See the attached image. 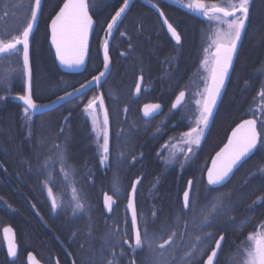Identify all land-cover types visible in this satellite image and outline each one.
I'll use <instances>...</instances> for the list:
<instances>
[{"label": "trees", "instance_id": "16d2710c", "mask_svg": "<svg viewBox=\"0 0 264 264\" xmlns=\"http://www.w3.org/2000/svg\"><path fill=\"white\" fill-rule=\"evenodd\" d=\"M217 1L206 0V2L210 3ZM88 2L90 12L97 22L89 65L83 74L72 75L64 74L60 71L50 42L49 28L51 19L55 17L59 8L62 7L64 0H44L39 25L31 39L30 54L33 72V99L39 105L57 101L58 97L65 96L66 92L79 88L82 83H87L94 75L103 70L102 47L105 38L107 37L108 39L106 25L119 7L122 6L123 0H88ZM29 3L30 0H0V40L7 42L18 35L23 27L26 26L29 18ZM253 5L252 20L242 43L229 89L220 110L222 123L219 129L217 125H209L204 144L199 150L206 161H209L224 144L228 129H230L228 123L234 115L238 116L239 114L238 110L239 104H242V96L239 95V104L237 103L238 105L235 106L237 111L230 114V94L234 92L233 90H238L235 95L237 96L238 92L245 87L251 86L253 88L257 85L256 79L258 75L254 74L260 68L261 42L264 41V0H255ZM137 7L141 8L143 6L136 5L135 8ZM167 17L181 35L182 43L179 45L164 31L159 19L149 12H135L133 10L128 12L120 27L114 30L109 48L112 71L107 80L101 85V91L110 100L111 108L115 107L114 102L117 105L118 89L122 86L124 88H133L141 76L145 81L146 87L169 90L173 98L179 91L188 86L190 76L194 75V72L199 71L198 67L201 61L200 31L204 29V26L191 17L176 13H168ZM121 33H124V35H121ZM120 49L127 53L126 58L121 59L118 56ZM12 64L13 73L15 74L12 77V94L15 95L20 93V90L24 91L23 82L21 86L18 82L17 65L22 75L24 69H22L20 56H14ZM88 98L86 95L66 105V109L60 110L58 114H55V112L48 113L44 117L38 118L33 125L30 122L24 123L25 119L21 117L22 112L18 105L19 103L17 104L13 99L9 103L11 112L8 115L3 113L0 120V126L5 125H3L2 133H0L1 161L3 165L8 164V158L11 156L13 167H26L29 169L27 189L34 199L31 210L36 211V208H34L36 195L40 193L44 213H55L56 215L60 213L67 216L68 203L72 201L73 197V188L76 189L80 200L84 201L90 198L86 187L89 183L93 180L103 183V179H101L99 174L95 175V171L93 173L84 171L87 168H99L101 157V152L97 148L88 121L84 116L83 105L86 104ZM117 106L120 107L119 102ZM67 114L71 115L67 124V131L61 133L62 122ZM7 119L9 120L6 122ZM22 129H26L27 141L21 139ZM112 129L114 137L117 136L112 143L113 168H122L121 162L131 156L143 157L146 154L147 157H150L152 151L158 148V143L152 145V143L134 142L133 138L136 139L140 132L142 134V132L146 131L143 126L140 130L131 127L123 128L125 134L122 140L118 137L116 126ZM154 130L158 131V129ZM174 130H179V128H170L169 134ZM5 132L10 135L8 144L10 155H7L6 158L2 156L7 144L5 143L7 139ZM177 133L179 134V132ZM177 133H172L171 136L178 135ZM72 136H74V139H72ZM55 145H59V149ZM117 146L119 152L117 151ZM59 151L64 153L63 165L57 156ZM147 159L152 162L151 158ZM45 161H49L47 166ZM248 164L249 162L243 165L232 181L220 189L210 188L205 183L203 174L199 177L192 176L194 184L191 193V203L195 207L197 206L198 210L207 202L213 200L218 194L223 195L225 205L231 209L228 215L218 218L214 226L207 229L214 236L218 237L219 234L225 236L220 261L228 252L230 254L233 253L237 259V255H240L246 243L247 235L250 232L259 231V226L264 223V199H262L264 198V181L261 182L264 178L254 180L251 187L247 183V177L254 173H249L247 170ZM62 167L68 173L67 178H65L64 172L61 171ZM33 169L40 170L37 172ZM161 173L156 172L152 166L141 165L140 173L137 175L119 172L110 174L109 183L116 182L118 179V183L129 185L135 178L143 176L144 184H146L149 179L153 178L152 182L157 185L155 191L156 200L159 202L162 200V204H156V210H162L164 206L169 209L171 229L177 231L178 235H183L193 215L191 212L185 214L182 208L185 186L191 177L179 176L180 178L176 180V174L169 176ZM37 181L42 183L40 184ZM160 186H162V189L159 188ZM48 187L52 188L58 202H61V207L56 210L51 208V201L47 192ZM193 195L195 197L194 200L192 199ZM3 208L6 209L4 206ZM84 210L76 212L77 236L88 234L94 240L95 233L99 231L100 223L89 219V214ZM14 211L18 216L19 210L14 209ZM177 216L183 217L181 222L187 224L185 229L184 224L180 225L179 230L177 229L175 224ZM163 218L164 214L162 212L161 219L163 220ZM58 227L60 236L62 237V233H64L66 240V224L60 222ZM32 231L29 230V233L34 235V230ZM198 234L202 235L197 228L194 237ZM203 242L204 246L200 247L204 248L202 261L209 254L211 247L214 246L210 239L205 238ZM171 248L176 247L173 245ZM182 248V245L176 248L178 264H180V255L181 253L183 254ZM145 258L141 254L138 264H146ZM202 261L200 264L203 263ZM175 263L177 262L175 261Z\"/></svg>", "mask_w": 264, "mask_h": 264}, {"label": "flooded vegetation", "instance_id": "af4514ba", "mask_svg": "<svg viewBox=\"0 0 264 264\" xmlns=\"http://www.w3.org/2000/svg\"><path fill=\"white\" fill-rule=\"evenodd\" d=\"M148 2L157 5V7L163 11L164 15L168 19V13H176L180 15H184L187 17L193 18L196 22L202 24L204 29L201 30V36L205 34L209 30V26L215 25L213 22L208 21L203 16L193 13L188 9L184 8L181 3L177 2V0H146ZM223 0H218L217 2H221ZM254 2L255 0H251L249 4V15L248 20L246 22L245 35L248 32L251 20L252 13L254 10ZM210 3V2H208ZM213 3V2H211ZM136 5H139L141 8H135ZM90 8V7H89ZM142 11L149 12L155 15L159 21L161 26L162 22L159 15L150 7H148L143 0H131L129 9L126 10L124 16H122L121 21L118 24V28L124 21L126 14L130 11ZM264 12V10H263ZM97 23V22H96ZM122 27V26H121ZM164 29V27H163ZM117 30V29H114ZM165 31V29H164ZM166 32V31H165ZM167 33V32H166ZM208 33V32H207ZM170 37V36H169ZM171 38V37H170ZM182 43V39H181ZM31 44V43H30ZM200 44V64L199 71L194 72V75L190 76V81L186 88L182 89L185 93V98L183 104L175 109L172 105L175 103L176 97L179 95L181 91H179L175 97H171L169 90L157 88L153 89L150 87H146L145 81L143 80L142 87L140 88L139 94L136 93L135 89L139 85L140 77L138 78L135 86L133 88H124L123 86L118 89L119 97L116 99L117 105L119 102V106L115 105L110 106V100L107 98L106 94H104L101 89H94L93 91L86 94L90 99L93 95H97L100 93L104 96L105 107L108 111L109 117V155L106 162L101 163L103 156L100 157L99 160V168L94 169H85L87 173H93L95 171V175L99 174L101 179H103V183L95 182L94 180L89 183L86 187L89 191L90 198L84 201L83 203L85 212L89 214L88 218L93 219L96 222L100 223L99 231L95 233L94 240H92L88 234H83V236H77V224H76V213L73 214L72 208L74 207V202L71 201L68 203L69 210L68 215H61L57 213H44L43 211V203L41 200V194H37L35 210H31L33 207V196L28 192V168H16L12 166L11 156L8 158L9 163L3 165L2 157L0 156V264H30L29 263V255H33L39 264H98L101 259V256H107L108 258H112L110 252L108 251V247L105 244V240H110L114 245H116V264H130L132 259L135 260V264H138L140 255L143 254L146 264L150 263V253L148 252L147 246L142 250H137L134 257L131 250L127 245H121L117 243L119 241L120 231L126 230L129 235L132 234V226H131V217L129 210L127 208L128 202L131 197V189L138 179H141V182L138 186L136 192V208L138 212V220L143 225L144 221L147 219L148 221V229L149 232H158L162 223H165L166 227L171 229L170 223V213L169 209H166L164 206L162 210H156V204H162V200L159 202L156 200V184L153 183V178L149 179V182L144 184V177L139 176L135 178L132 183L129 185H125L123 183H118V179L116 182L109 183L110 174H114L115 172L126 173V174H139L141 165H149L152 166L155 171L162 172L161 174H168L169 176L176 174V180H178L179 176H190L189 180L192 181V189L194 184V179L192 176L199 177L203 174L204 181L206 182V173L207 169L210 166V163L213 157L223 148L226 144L230 134L232 131L245 119L256 118L258 121V130L264 131L261 129L260 120L264 119V116H261L259 111H254L259 108L261 103V99L258 96V91L262 87V83H264V70H262V65H264V41L261 42V54L259 58V66L260 68L254 75L257 76V85L251 88V86L245 87L243 90H240L237 96L236 93L238 90H233L234 92L229 96V105H230V114L235 113L236 107L240 101V96H242V104H239L238 116L234 115L231 121L228 123L227 136L224 144L221 148L211 157L209 161L204 160V156H201V151H199L205 141V136L208 131L204 132L202 142L197 151H193L192 153L184 152L189 145L184 143V141H180L185 132L189 131L191 127L195 126V121L199 115V108L197 105V101L201 99L200 93L203 91V87L201 86L202 80L204 84V77L207 78V74L204 72L201 67L202 61L204 59L205 46L203 43ZM208 49V48H207ZM103 50V47H102ZM241 50V49H240ZM110 52V51H109ZM240 54V52H239ZM110 55V53H109ZM20 56V60L22 63V55ZM118 56L121 59L126 58L127 53L120 49ZM13 55L0 56V120L3 113L11 112L10 110V101L13 99L21 108V117L24 120V123L34 124L38 118L44 117L47 114L35 116L33 115L31 120H28L24 114L23 109L26 107L22 104L21 100H19L20 95L26 94V75L23 71V75L19 72V67L17 65V77L20 86L24 85V91L20 90V93L13 95L12 91V77L15 76L13 73ZM111 58V57H110ZM112 62V61H111ZM23 69V68H22ZM204 72L202 75L201 73ZM234 72V71H233ZM233 75V74H232ZM201 77V78H200ZM232 78V77H231ZM123 79V78H122ZM231 81V80H230ZM230 84V83H229ZM123 85V82H122ZM2 87V89H1ZM229 89V86H228ZM227 89V91H228ZM226 91V93H227ZM226 93L221 101L218 109L213 113L212 118L210 119L209 124L212 126L217 125L218 129L220 124L222 123V116L220 114L221 107L225 101ZM85 95V96H86ZM240 95V96H239ZM84 97V96H83ZM238 103V104H237ZM151 104H159L161 107L158 112L152 117H146L143 113V109L145 105ZM39 105V104H38ZM68 105V104H67ZM65 106L62 108L52 111L55 114H58L60 110L66 109ZM127 109V111H125ZM51 113V112H50ZM86 118V113L84 114ZM98 116L103 119V111L98 108ZM9 117V116H8ZM71 118L70 114L64 116V120L61 126V133H65L67 131V124ZM9 119L6 120V122ZM88 121V119L86 118ZM240 120V121H239ZM89 126L91 123L88 121ZM4 125V124H3ZM2 126H0V133H2ZM230 125V126H229ZM5 126V125H4ZM118 129L117 134L119 135V139L122 140L124 137L125 131L123 128L131 127V128H140L143 126L146 131L140 132L135 138H133L134 142L140 143H148L152 145L154 143H158L157 150L155 149L150 154V157H147L144 154L143 157L139 156H131L130 158H125L124 162H121L120 169L113 168V155H112V143L114 138L113 127ZM182 127V129H181ZM209 127V126H208ZM147 128V129H146ZM170 128H179V130H174L172 133L179 132L178 135L171 136L172 133L169 134ZM154 129H158L156 132ZM107 134L108 130L106 128ZM21 139L27 141L26 137V129H22ZM6 139V148L2 154L3 157H7L10 155V150L8 144L10 142L9 133L5 132ZM74 139V136H72ZM8 140V141H7ZM117 141V139H116ZM26 143V142H25ZM163 147V149H162ZM147 158H151L152 162H149ZM256 160V161H254ZM247 170L250 174L254 173L260 178H264V149L256 150L255 154L246 162L248 163ZM245 163V164H246ZM244 164V165H245ZM39 165V164H38ZM242 168V167H241ZM240 168V169H241ZM239 169V170H240ZM39 172L40 169H33ZM238 170V171H239ZM237 171V172H238ZM234 178V177H233ZM188 180V181H189ZM180 181V180H179ZM188 181L185 186V191L188 188ZM232 181V180H231ZM264 179L261 181L263 182ZM40 184L41 181H37ZM185 182V181H183ZM250 184V183H249ZM161 185V183H160ZM208 185V184H207ZM251 185V184H250ZM249 185V188H250ZM162 189V186L159 187ZM176 188V187H175ZM211 188V187H210ZM93 192V194H91ZM96 193V194H95ZM112 195L115 200V204L113 206L112 212L109 213L107 209L104 207V194ZM3 198V199H2ZM51 201V199H50ZM70 204L72 206H70ZM165 204V202H164ZM191 198H190V207H191ZM263 204V203H262ZM6 207L5 208H3ZM6 212H4V210ZM14 209L19 210V215H16ZM155 211V219L152 217V212ZM164 214L163 220L161 219V214ZM5 213V214H4ZM4 214V215H3ZM2 215V216H1ZM87 218V217H86ZM127 221V223H125ZM62 222L67 226V239L65 240V234L62 233V237L60 236V230L58 224ZM250 226V225H249ZM11 228L15 234L16 244L18 247L17 257L15 260L11 259V256L8 255L7 246L4 237V229ZM29 230H34L33 233H29ZM260 230V229H259ZM33 232V231H32ZM184 240L181 244L183 246V253L188 251H192V243H188V233H184ZM193 236V233H190ZM225 243V241H224ZM247 243V240H246ZM245 243V244H246ZM190 245V247H189ZM123 247L126 255H120V248ZM224 246V244H223ZM172 247V246H171ZM188 247V249H185ZM200 248L197 245L198 250ZM223 248V247H222ZM169 250H164V252ZM222 252V249H221ZM220 252V255H221ZM194 253V252H193ZM210 254V252H209ZM184 255V254H183ZM220 255L218 257L219 264H223L225 257L220 261ZM203 258V257H202ZM202 258L199 261H196L192 264H200ZM207 258V257H206ZM202 261L204 264V261ZM180 260V259H179ZM175 261L177 263H175ZM170 261L171 264H178V260ZM149 262V263H148ZM180 264H187L186 261H181Z\"/></svg>", "mask_w": 264, "mask_h": 264}, {"label": "snow or ice", "instance_id": "6c2138e0", "mask_svg": "<svg viewBox=\"0 0 264 264\" xmlns=\"http://www.w3.org/2000/svg\"><path fill=\"white\" fill-rule=\"evenodd\" d=\"M182 6L193 13H197L205 17L208 21L215 24V32L211 39L208 49H205L206 55L202 61L201 67L207 74L206 86L200 93L201 99L196 103L199 108V115L195 121V126L184 133V143L189 145L186 149L188 153L193 152V147L200 145L203 138L204 130L208 128L210 119L213 116V110L216 107L217 101L224 89L225 81L228 79L229 71L233 65V59L237 53V46L241 41V35L245 30V25L249 15L250 0H225V2L208 3L206 0H177ZM131 0H123V4L111 17L110 22L106 25L107 36L110 37L114 29L118 28V24L122 16L129 9ZM88 0H64L63 6L51 19V43L55 47L56 56L60 63L68 68H78L82 66L88 55L89 35L93 27V18L89 14ZM157 7V5H153ZM157 10L159 11L158 7ZM42 14V0H30L28 6V20L26 26L22 31L7 42L0 40V55H22V67L27 77L28 88L25 95H20L19 100L23 101L26 106L23 109L24 116L31 120L32 116L41 107H50V105H38L32 96V72L29 61V47L30 37L33 33L34 26L37 22L38 16ZM161 17H164L163 11H159ZM163 23L167 26V30L172 37L179 44L181 42V35L176 28L169 23L165 17ZM124 35V33H121ZM110 57H109V41L107 37L103 42V70L94 75L87 83H82L79 88L74 91L66 92L65 96L58 97L59 101L71 98L74 95L79 98L80 95L86 94L87 90L92 86H98L102 83L106 74H110ZM141 81L143 77H140ZM139 94V85L135 89ZM258 96L261 99L259 108L254 111H259L261 116H264V87L258 91ZM185 93L181 91L176 97L173 108L180 106L184 100ZM159 104L145 105L143 113L146 117L152 116L153 113L160 109ZM98 108L103 110V120L98 116ZM83 111L91 117L93 130L97 133L99 139L103 136V158L101 163L108 159L109 141L106 128L109 123L108 111L105 107L104 96L102 93L93 95L83 105ZM127 111V109H125ZM258 121L256 118L245 119L232 132L228 143L219 151L212 161V166L207 169V184L210 186H223L229 179L233 170L241 165L242 162L254 154L256 150L264 149V131L258 130ZM261 129H264V119L260 120ZM59 149V145H55ZM60 163L64 164V153L59 151L57 153ZM49 161H45V165ZM67 178V171L61 168ZM139 184V180L135 181ZM135 184L131 189V199L128 202L127 208L131 212V226L132 234L129 235L126 230L120 231L119 241L121 245H127L131 250L133 257L137 250H142L147 245L150 253L156 255L153 264H171L167 259H160L164 256V250L171 251V246L175 245L179 248L183 243L184 236L178 235L177 231L166 227L162 223L157 232H149L148 221H144L143 225L138 220V212L135 205ZM192 190V181H188V190L183 193L182 208L187 213H193V223L196 224L202 235H196V244L192 245V251L188 252L186 256H192L196 251L197 245L201 244L205 238L210 239L214 246L210 249V254L207 255L204 264H219L217 260L218 253L221 251V245L225 241V236L219 234L218 237L208 232L207 229L214 226L218 218H222L231 211L230 207L224 203L223 195H217L213 200L207 202L198 211L194 204L190 207V192ZM48 196L51 199V208L56 210L61 207V202H58L56 196L53 194L51 187L47 189ZM194 195L192 199L194 200ZM264 199V198H262ZM74 207L73 214L77 211H83L84 205L81 203L80 197L73 188ZM115 200L112 195L104 194V207L109 213L112 212ZM70 206H72L70 204ZM155 211L152 212V217L155 219ZM182 216L175 218L176 227L179 228ZM127 223V221H125ZM186 227V223L184 224ZM259 231L250 232L247 237V243L243 246L240 253V264H264V223L259 226ZM4 237L8 241L7 252L8 255L15 258L17 256L16 245L10 238L12 233L11 228H5ZM105 244L111 254V259L102 255L98 264H116V252L114 245L110 240L106 239ZM200 254H204V248L200 249ZM120 255H126L123 247L120 248ZM30 264H39L34 256L28 257ZM173 261L175 255L173 254ZM130 264H135L132 259Z\"/></svg>", "mask_w": 264, "mask_h": 264}, {"label": "water", "instance_id": "95a60500", "mask_svg": "<svg viewBox=\"0 0 264 264\" xmlns=\"http://www.w3.org/2000/svg\"><path fill=\"white\" fill-rule=\"evenodd\" d=\"M143 2L148 6V7H150L151 9H153L158 15H159V17H160V19H161V22H162V25H163V27H164V29H165V31L167 32V34L171 37V39L176 43V44H178L176 41H175V38L174 37H172V35H171V33L167 30V26L163 23V20H164V18L166 17L165 15H164V17H161L160 16V14H159V11H161L159 8V11L157 10V7H153V3H151V2H148V1H146V0H143ZM43 4H44V0H42V9H43ZM63 6V5H62ZM89 14L92 16V14H91V12H90V8H89ZM40 18H41V15H39L38 16V19H37V22H36V24H35V26H34V29H33V33H32V35H31V37H30V43H31V39H32V37H33V35L35 34V32L37 31V28H38V25H39V21H40ZM92 18H93V16H92ZM203 18H205V17H203ZM93 21H94V23H93V27H92V31H91V33H90V35H89V42H88V55H87V57H86V59H85V62H84V64L82 65V66H80V67H78V68H68V67H66L65 65H63V64H61L60 63V60L58 59V57L56 56V51H55V47L52 45V43H51V45H52V48H53V50H54V52H55V58H56V62H57V65H58V67H59V69H60V71L62 72V73H64V74H72V75H80V74H83L86 70H87V68H88V65H89V59H90V53H91V47H92V42H93V37H94V33H95V30H96V27H97V23H96V21H95V19L93 18ZM169 21V20H168ZM170 23V22H169ZM51 24V23H50ZM245 28H246V25H245ZM49 31H50V42H51V28H49ZM178 32V31H177ZM244 38H245V30H244V32L242 33V35H241V41H240V43L238 44V46H237V53H236V56L234 57V59H233V65H232V68L230 69V71H229V76H228V79L225 81V86H224V89L222 90V92H221V96H220V98L218 99V101H217V104H216V107L214 108V110H213V113L218 109V107L220 106V104H221V101L223 100V97H224V95H225V93H226V91H227V89H228V86H229V83H230V80H231V77H232V74H233V71H234V68H235V65H236V62H237V59H238V56H239V52H240V49H241V46H242V43H243V41H244ZM111 39H112V35L110 36V37H108V41H109V48H110V45H111ZM179 44H181V42L179 43ZM178 44V45H179ZM30 54H31V44H30V47H29V61H30V66H31V57H30ZM102 55H103V50H102ZM0 56H2V55H0ZM109 57H110V55H109ZM110 60H111V58H110ZM110 74H111V71H112V62L110 63ZM31 72H32V66H31ZM110 74H106V77L103 79V81H102V83L100 84V85H98V86H92L91 88H89L88 90H87V92H86V94H88L89 92H91V91H93L94 89H101V85L107 80V78L109 77V75ZM31 83H32V96H33V72H32V81H31ZM142 84H143V80L141 81V79L139 80V87L141 88L142 87ZM27 88H28V83H27V77H26V92H27ZM99 93H100V91H99ZM86 94H83V95H80L79 96V98H77V96H73V97H71V98H67V99H65V100H63V101H59V100H57V101H55V102H52V103H50V104H46V105H50V107H41L34 115L35 116H40V115H44V114H47V113H50V112H52V111H55V110H58V109H60V108H62L63 106H65V105H67V104H70V103H72V102H74V101H76V100H78V99H80V98H82L83 96H85ZM185 98V97H184ZM22 102V104H23V101H21ZM183 102H184V100H183ZM183 102H182V104H183ZM181 104V105H182ZM180 105V106H181ZM180 106H178V107H176L175 109H178ZM103 111V110H102ZM155 113H153L152 114V116L154 115ZM152 116H149V117H152ZM242 123V122H241ZM257 126H258V124H257ZM237 127V126H236ZM109 129H110V124L108 123V126H107V130H108V135H109ZM236 129V128H235ZM234 129V130H235ZM233 130V131H234ZM232 131V132H233ZM232 134V133H231ZM231 134H230V136H229V138H228V140L231 138ZM228 140H227V142H226V144L228 143ZM108 141H110L109 139H108ZM225 144V145H226ZM224 145V146H225ZM223 146V147H224ZM221 151V150H220ZM256 152V151H255ZM255 152H254V154H255ZM254 154H252V155H250V157L249 158H246V160L244 161V162H242L241 163V165H238L237 166V168L236 169H234L233 170V173L231 174V176H230V179H229V181L225 184V185H223V186H210V185H208L209 187H211L212 189H220V188H222V187H224V186H226L227 184H229L230 182H231V180L233 179V177L235 176V174L237 173V171L254 155ZM216 156V155H215ZM215 156L213 157V159L215 158ZM213 159H212V161H213ZM212 161H211V163H210V166H209V168L208 169H210L211 168V166H212ZM139 180V184H140V182H141V179H138ZM206 182H207V173H206ZM135 184V183H134ZM139 184H135V189H136V192H137V189H138V186H139ZM187 190H188V188H187ZM136 192H135V205H136ZM191 193H192V190H191V192H190V198H191ZM130 199H131V197H130ZM115 204V203H114ZM114 204H113V206H114ZM129 210V209H128ZM129 213H130V217H131V212H130V210H129ZM12 233H14L13 232V230H12ZM10 235V238L13 240V242H14V244L16 245V249H17V252H18V247H17V244H16V239H15V234L14 235H12V234H9ZM5 242H6V246L8 245V241L5 239ZM223 244H224V242L222 243V245H221V249H222V247H223ZM221 252V251H220ZM220 252L218 253V256H217V260H218V257H219V255H220ZM31 256H33V255H31ZM17 257V256H16ZM16 257L15 258H13V257H11V259L12 260H15L16 259ZM29 263H30V261H29Z\"/></svg>", "mask_w": 264, "mask_h": 264}, {"label": "rangeland", "instance_id": "374dc122", "mask_svg": "<svg viewBox=\"0 0 264 264\" xmlns=\"http://www.w3.org/2000/svg\"><path fill=\"white\" fill-rule=\"evenodd\" d=\"M222 2H225V0H223V1H221V3ZM250 2H251V0H250ZM215 25H212V26H209V30L205 33V34H203L202 36H201V43H203V45L205 46V49H207V48H209V45H210V42H211V39L213 38V35H214V32H215ZM114 34V30H113V33H112V35ZM259 37V36H258ZM2 40V39H1ZM258 41V40H257ZM259 42V41H258ZM258 42H256V43H258ZM256 47H257V44H256ZM205 49H204V52H205ZM14 56H17L18 57V55H14ZM204 56H205V53H204ZM262 70H264V65H263V68H262ZM204 72H202L201 73V75L203 74ZM201 78V77H200ZM264 81V80H263ZM201 86L204 88L205 86H206V78L204 77V84H203V80H202V84H201ZM262 87H264V83H262ZM261 87V88H262ZM86 118L88 119V121L91 123V125H90V129H91V132H92V134H93V136H94V139H95V143H96V145H97V148H99V150H100V152H101V156H103L104 154H103V150H102V144H103V136L101 135V137L98 139L97 138V133L93 130V124H92V120H91V117L90 116H88L87 114H86ZM100 118V117H99ZM100 120L102 121L103 119L102 118H100ZM210 125V124H209ZM208 130V128L207 129H205L204 130V132H206ZM205 134V133H204ZM204 136V135H203ZM186 138L184 137V135L182 136V138L180 139V141H184ZM202 142V141H201ZM200 145H201V143H200ZM200 145L198 146V147H196V146H192L193 147V151L195 152V151H197L198 152V148L200 147ZM189 147V146H188ZM117 148H118V146H117ZM162 149H163V147H162ZM118 152H119V148H118V150H117ZM184 152H187L186 150L184 151ZM109 153H110V151L108 152V156L110 157V155H109ZM256 179H261L260 178V176H257V174L256 175H254V174H252V175H249L248 177H247V183H250L251 184V187H252V182L254 181V180H256ZM196 210L198 211V208H197V206H196ZM182 224H185V223H182L181 222V226H182ZM186 227H187V224H186ZM186 227H184V229L186 228ZM180 228V227H179ZM179 228H177L178 230H179ZM187 230L185 231V232H183V234L184 233H186V232H188L189 233V235H188V243H192V245L193 244H196L197 242L195 241V237H194V235H195V231L197 230V226H196V224L195 223H193V215H192V219H191V222H190V224H189V226H188V228H186ZM191 232H193V236L192 235H190V233ZM158 233V232H157ZM159 234V233H158ZM181 235V234H180ZM184 236V235H183ZM191 237V238H190ZM192 245H191V247H192ZM246 245V244H245ZM147 246V245H146ZM199 246L200 247H203L204 246V242H202L201 244H199ZM189 247H190V245H189ZM148 249V248H147ZM185 249H188V247H185ZM200 249L201 248H199L198 250H196L193 254H192V256H186V254L188 253V251H186V252H184L183 254L181 253V255H180V260L181 261H186V263L187 264H192V263H194V262H196V261H199L201 258H202V256L203 255H201L200 254ZM148 252H149V250H148ZM242 252V251H241ZM240 252V253H241ZM150 253V252H149ZM173 254L175 255V259L177 258V256H178V252H177V249L176 248H172V250L171 251H166V252H164V256L163 257H160V259H167L169 262L172 260L173 261ZM157 257H156V255L155 254H152V253H150V259H151V263H153V261L156 259ZM179 260V261H180ZM223 264H240V255H237V259H236V256L235 255H233V253L232 254H230V252H228V254H227V258L225 257V260H224V263Z\"/></svg>", "mask_w": 264, "mask_h": 264}]
</instances>
